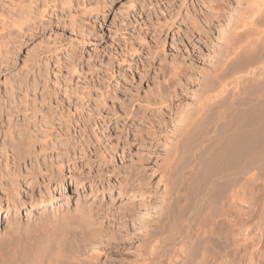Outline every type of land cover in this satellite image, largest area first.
Returning a JSON list of instances; mask_svg holds the SVG:
<instances>
[{"label": "rangeland", "instance_id": "obj_1", "mask_svg": "<svg viewBox=\"0 0 264 264\" xmlns=\"http://www.w3.org/2000/svg\"><path fill=\"white\" fill-rule=\"evenodd\" d=\"M244 1L0 0V233L15 218L76 204L129 206L140 212L130 234L98 260L140 264L143 217L144 230L167 227L168 215L183 227L204 169L182 113L195 109L197 83L212 75L214 54L230 39L213 22ZM175 69L180 75L168 81ZM12 143L34 153L21 177L13 176ZM43 198L51 203L40 206ZM202 214L207 236L194 252L183 245L179 264H243L224 231H209L216 211ZM154 231L161 244L170 228ZM263 259L264 247L256 264Z\"/></svg>", "mask_w": 264, "mask_h": 264}, {"label": "bare ground", "instance_id": "obj_2", "mask_svg": "<svg viewBox=\"0 0 264 264\" xmlns=\"http://www.w3.org/2000/svg\"><path fill=\"white\" fill-rule=\"evenodd\" d=\"M244 2L243 7L238 4L236 5L239 6L238 9L236 7L234 10L232 8L235 7H223L224 14L223 17L219 15V19H224V22L218 19L213 22L219 28L224 26L219 29L221 34L219 36L229 33L230 39L222 37L226 44L225 40H220L223 45L221 42L219 44L225 49L220 47L219 55L214 54L219 56L217 64L215 58L218 57L214 56L215 67L210 68L211 72L213 70L214 72L211 75L208 70L209 78H203L205 79L203 83L198 81V93L195 92L198 95L196 98L193 96L196 99L194 111L185 110L182 113V116H188L184 122L185 127L191 132L195 131V145L193 144L195 156L201 162L200 167L204 169V174L201 175L202 187L199 188V196L195 203L196 212L188 218L183 227L177 225L174 219H170V215L166 216L170 232H167L169 234L167 237L162 235L164 242L162 245L154 243L152 238L156 233L154 230L167 228L166 224H158V221L153 226V231L144 230L149 224L143 217L145 223L139 229L145 236H141L144 238L141 243L143 241L146 250L140 264H179L183 245H189L194 252L195 247L199 245L197 240L202 239L207 233V226H203L204 222L201 223L203 219L201 215L207 208L211 213L212 211L217 213L212 219L213 228L209 231L213 234L224 231L226 237L234 241L235 253H238V256L241 253L243 264L259 263L262 256L264 0ZM219 13L217 11L216 14ZM197 30L199 31L200 27ZM222 49L224 53L220 56ZM212 64L211 62L210 65ZM178 69L180 71L181 68ZM177 70L176 74L171 72L174 76L169 74L171 77L168 81L174 80L172 77L178 76V73L180 75ZM183 73L185 72L182 71L181 74ZM201 77L198 79H202ZM167 98L166 96V100ZM20 147L12 143L9 150L15 177L22 176V163H25L26 159H32L34 154L31 148ZM31 164L34 165L33 162ZM9 165H6V168ZM31 200L34 201L33 197ZM248 200L252 206L243 207L242 203ZM13 201L14 204H23L20 200ZM50 203V198L47 200L43 198L40 206ZM144 210L146 212L147 209ZM137 214L140 212L137 213L129 206L117 212L114 209L76 204L72 210L43 213L37 219L24 223L15 218L14 221L10 220L8 226L0 233V264H102L98 260L101 254L117 248L127 238L124 235H127L130 227L134 225L138 218ZM143 214L145 216V213Z\"/></svg>", "mask_w": 264, "mask_h": 264}]
</instances>
